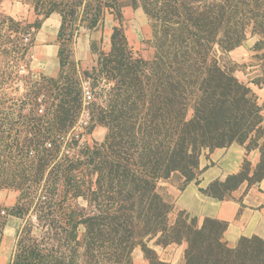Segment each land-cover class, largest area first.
<instances>
[{
	"label": "rangeland",
	"instance_id": "obj_1",
	"mask_svg": "<svg viewBox=\"0 0 264 264\" xmlns=\"http://www.w3.org/2000/svg\"><path fill=\"white\" fill-rule=\"evenodd\" d=\"M51 12L55 78L35 49ZM237 146L263 178L264 0H0V264H264L263 240L222 250L225 223L175 205Z\"/></svg>",
	"mask_w": 264,
	"mask_h": 264
},
{
	"label": "crops",
	"instance_id": "obj_2",
	"mask_svg": "<svg viewBox=\"0 0 264 264\" xmlns=\"http://www.w3.org/2000/svg\"><path fill=\"white\" fill-rule=\"evenodd\" d=\"M62 22V16L53 13L42 23L35 37L36 55L44 64L40 72L48 78L57 77L61 71L59 39ZM214 157L217 165L206 167L198 185L179 192L176 207L202 224L207 220L227 224L224 241L229 247L236 248L243 239L264 241V177L251 182L261 164V152L237 146L228 152L214 154ZM244 160H248L253 169L248 178L230 191L229 198L204 193L216 182L227 183L232 177L241 175Z\"/></svg>",
	"mask_w": 264,
	"mask_h": 264
},
{
	"label": "built area",
	"instance_id": "obj_3",
	"mask_svg": "<svg viewBox=\"0 0 264 264\" xmlns=\"http://www.w3.org/2000/svg\"><path fill=\"white\" fill-rule=\"evenodd\" d=\"M21 72H24V69H22ZM82 98H83V101H84V105L87 106L89 105L92 100H93V94H92V91H91V88L90 86L86 83L84 88H83V94H82ZM44 109H40V114H44ZM81 125L85 128H87L88 126H90V122H89V118L86 120V121H81ZM53 145L51 143L49 144H46V148L48 149H53L52 147ZM31 156H35V153L34 152H31Z\"/></svg>",
	"mask_w": 264,
	"mask_h": 264
},
{
	"label": "trees",
	"instance_id": "obj_4",
	"mask_svg": "<svg viewBox=\"0 0 264 264\" xmlns=\"http://www.w3.org/2000/svg\"><path fill=\"white\" fill-rule=\"evenodd\" d=\"M51 13H53V12H51ZM247 91H251V89H248ZM252 92V91H251ZM201 107H204V106H201ZM201 109V108H200ZM203 114H201V111L198 113V117H197V119H198V121L199 122H205V123H207L208 122V119H207V117L206 116H202ZM221 117V115H218V114H215L214 115V118L217 120V121H219V118ZM227 229H228V225L226 224V227L223 229V234H222V236H221V238H219V244H220V247H222V250L223 249H228L227 247H229L228 246V244L224 241V234H225V232L227 231ZM261 240V239H260ZM249 241V240H248ZM262 241V240H261ZM264 243V242H263ZM225 244V245H224ZM230 248V247H229ZM229 250V249H228ZM231 251V250H230ZM242 248H241V250L239 251V252H233V253H235V254H237V258L239 259V261L242 263V259H243V255H242Z\"/></svg>",
	"mask_w": 264,
	"mask_h": 264
}]
</instances>
